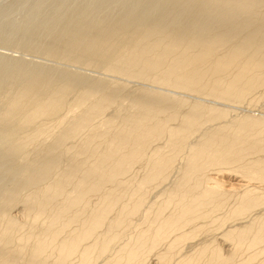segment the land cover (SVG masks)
Here are the masks:
<instances>
[{
    "label": "bare ground",
    "instance_id": "1",
    "mask_svg": "<svg viewBox=\"0 0 264 264\" xmlns=\"http://www.w3.org/2000/svg\"><path fill=\"white\" fill-rule=\"evenodd\" d=\"M7 9L0 264H264V0Z\"/></svg>",
    "mask_w": 264,
    "mask_h": 264
},
{
    "label": "rangeland",
    "instance_id": "2",
    "mask_svg": "<svg viewBox=\"0 0 264 264\" xmlns=\"http://www.w3.org/2000/svg\"><path fill=\"white\" fill-rule=\"evenodd\" d=\"M17 1L18 0H0V19L3 16V15H1V11L3 9H5V8H8V7H9V10L7 9L6 17H4L5 20H7V21H9L11 23H14V22H19L21 19H23L24 15L27 13V8L29 7V3L31 2V0H29V2L24 3V4H17ZM7 50H5V52L13 54V55H18V56H19V54L24 55V56H22V55L21 56L26 58V60L28 59V61H31L33 59L32 61L35 60V62L40 61L38 63H41V62L42 63L43 62L46 63L47 62V64L50 63V64H53V65H57L56 61H53L52 59L46 58L45 56H41L42 54L40 55L38 52H35V51L28 50L26 52H22L21 53L20 51H15V50H12L11 48L7 49ZM88 70L92 74H97L98 73V71L90 69V68H87V70H85V71H88ZM241 104H242V106L240 105L241 108L243 106H245L246 108L248 107L247 106L248 104H247L246 101L242 102ZM243 104H245V105H243ZM245 107H243V108H245ZM254 107H255L254 112H258V105L257 106H251V108H254ZM226 185L228 187L230 186L229 184H226Z\"/></svg>",
    "mask_w": 264,
    "mask_h": 264
}]
</instances>
